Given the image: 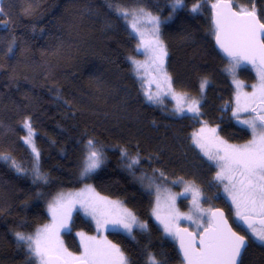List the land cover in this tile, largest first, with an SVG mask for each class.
Listing matches in <instances>:
<instances>
[{
    "label": "trees",
    "instance_id": "1",
    "mask_svg": "<svg viewBox=\"0 0 264 264\" xmlns=\"http://www.w3.org/2000/svg\"><path fill=\"white\" fill-rule=\"evenodd\" d=\"M216 2L183 0L173 11V0H0V20L9 22L8 27L0 24V156L25 169L18 172L0 159V264H33L15 233H34L49 221L48 200L53 195L85 184L123 201L147 230L133 231L135 239L123 231H97L95 222L78 212L72 232L64 235L69 251H82L78 232H102L126 254L129 264H146L148 253L161 264H182L177 243L164 235L152 213L154 197L140 177L176 192L183 183L174 182L194 183L210 206L227 203L214 179L217 168L192 141L204 122L224 141L251 139L250 131L232 115L236 91L225 71L228 58L213 35L211 5ZM232 3L238 10L254 7L264 22V0ZM196 5L199 10L192 12ZM117 8H143L161 18L160 35L174 87L201 100L199 119L176 114L169 98L162 103L147 100V88L133 67V59L143 53ZM238 75L249 85L256 80L245 65ZM203 79L209 83L201 97ZM25 121L35 131L46 183L33 182ZM88 140L103 148L105 162L81 179ZM180 205L188 209L187 200ZM242 264H264V245L250 241Z\"/></svg>",
    "mask_w": 264,
    "mask_h": 264
},
{
    "label": "snow or ice",
    "instance_id": "2",
    "mask_svg": "<svg viewBox=\"0 0 264 264\" xmlns=\"http://www.w3.org/2000/svg\"><path fill=\"white\" fill-rule=\"evenodd\" d=\"M182 6L183 0H173V11ZM211 7L214 10L213 35L218 47L228 58L225 71L231 74L237 88L236 106L232 115L247 127L252 138L246 144L231 145L220 139L216 128H208L204 122L205 127L193 134L192 141L218 169L214 179L223 187L226 198L233 206L234 219L246 227L255 242L264 245V23L257 19L254 7L251 11L244 7L235 11L232 0H217ZM115 10L121 17L131 19V28L139 33V47L150 53L152 63L162 77L167 89L164 95L171 94L177 101L176 114L191 113L193 118L199 119L201 100L190 97L187 93L173 92L172 78L164 69L167 51L159 35V17L143 8ZM198 10L199 5L191 9L192 12ZM3 15L4 9L0 7V16ZM141 17L151 25L148 37L137 26ZM0 24L9 26L7 20H0ZM14 45L15 40L9 46L8 53L12 52ZM243 64L252 65L258 74L259 85H252L251 93H242L241 82L236 79L237 70ZM208 83L207 79L201 81V97ZM157 89L156 95H147L149 101L160 102V84H157ZM241 112L252 115L240 119ZM25 127L28 128V136L24 141L33 153V166L30 170L33 182L46 183L47 179L39 167L40 153L33 142L34 133L28 121H25ZM0 159L8 161L18 172L25 171L8 156H0ZM104 162L103 148L97 147L95 141L88 140L81 162V179L90 176ZM136 162L138 161H133ZM131 166L130 163L128 167ZM159 175L164 176L162 172ZM174 183L184 185V192L179 195L191 194L195 216H181L175 209L176 197L166 188L163 189V194L168 211L162 216V189L151 182L148 187L154 189L156 198L152 213L163 226L165 234L178 241L184 264H242V253L248 247L246 237L232 230L222 211L201 208V192L194 183L183 180ZM77 208L95 222L97 231H123L132 236L133 228L147 230V225L138 221L119 201L100 196L90 185H85L76 193L60 192L48 205L51 223L38 228L31 235L15 233L18 245L26 247L33 264H129L124 252L117 245L106 239L98 240L96 237L86 236L82 232L77 233L82 247L79 255H74L64 247L60 233L71 232V214ZM180 219L190 221L195 226V231L181 229ZM132 238L135 239L134 236ZM146 264H161V261L148 253Z\"/></svg>",
    "mask_w": 264,
    "mask_h": 264
},
{
    "label": "rangeland",
    "instance_id": "3",
    "mask_svg": "<svg viewBox=\"0 0 264 264\" xmlns=\"http://www.w3.org/2000/svg\"><path fill=\"white\" fill-rule=\"evenodd\" d=\"M134 10V9H133ZM146 12H149L151 13L150 11L146 10ZM153 16H157L153 13H151ZM159 17V16H157ZM160 19V22H161V18L159 17ZM131 19H126V23H127V26L128 28L130 29V31L137 37L138 39V42H139V46H140V38H139V33L135 32L132 28H131ZM138 27H140L144 32H145V35L146 37H148L150 35V28H151V25H148L146 23V21L143 19V17L140 18V21L138 22L137 24ZM160 28V26H159ZM159 35H160V31H159ZM160 39L163 41V44L165 46V49L167 51V56L165 57V62H164V69L166 70L167 74L170 75L169 73V70H168V49H167V46L164 42V40L162 39L161 35H160ZM138 46V47H139ZM139 50L143 53V57L140 58V57H137L135 59H133V67H134V70L136 72V75L141 79L143 85L147 88L145 89V93H146V97L148 94H152V95H156L157 92H158V89H157V84H160V89H159V98H160V102H156V101H150V102H153V103H162V102H165V99L169 98L171 99L174 104H175V107H176V104H177V101L176 99L173 97V95L169 94V95H164V92L167 91V89L165 88L164 84H163V80H162V77L161 75L156 71V68L155 66L153 65L152 63V60H151V56H150V53H148L145 49L143 48H140L139 47ZM244 65V64H243ZM242 67V65L240 66ZM239 70V69H238ZM238 70H237V73H236V79L239 80L241 82V89L240 91L242 93H251L253 91V88H252V85H259V78H258V74H257V71L254 67L251 68V71L253 72V74L255 75V81L254 83L252 84H248L240 75H238ZM230 75V81H231V84L234 86L235 88V91L237 93V88H236V85L234 84L233 82V78L231 76V74L229 73ZM171 76V75H170ZM172 78V77H171ZM207 88V87H206ZM206 88L204 90V92L206 91ZM172 89H173V92L175 93H183L181 91H178L175 89L174 87V84H173V79H172ZM203 92V93H204ZM189 95V94H188ZM190 96V95H189ZM192 97V96H190ZM198 99V98H197ZM148 100V99H147ZM149 101V100H148ZM235 106H236V102L234 103L233 105V109L232 111L235 109ZM190 115L192 116L191 113H185L184 115ZM252 114L251 113H248V112H241L240 113V116H241V119H245V118H248L250 117ZM241 126L247 128L245 125L243 124H240ZM34 135L32 137L33 139V142L35 144V131L33 130V128L31 127ZM26 136H28V128H27V133H26ZM25 136V137H26ZM252 138V137H251ZM221 139V138H220ZM251 140V139H250ZM248 142V141H247ZM247 142H243V143H234V144H231V145H243V144H246ZM228 144H230L229 142H227ZM31 151V147L29 145H27ZM195 146V145H194ZM36 149L38 150L37 146L35 145ZM196 149L203 155L202 151L200 148H198L197 146H195ZM39 151V150H38ZM204 156V155H203ZM206 159L207 157L204 156ZM40 167V165H39ZM41 170V168H40ZM218 171V169H217ZM42 172V170H41ZM43 173V172H42ZM44 174V173H43ZM46 177V176H45ZM47 179V178H46ZM140 179L144 182V187H145V190L148 191V192H151L153 194V197H154V205H153V208L156 206L155 204V193H154V189H149L148 187V184L149 182H151L154 186H160V185H157L156 183H154L152 180H150L149 178L145 177V176H141ZM85 185H90L96 193H99L100 196L102 197H107L109 200H113V201H119L122 206L124 208H127L128 210H130L135 216L136 214L121 200L119 199H114V198H111V197H108V196H105L103 194H101L96 188L94 185L92 184H85ZM85 185L81 186V187H78L76 189H68V190H63V191H60V192H64V193H76V192H79L81 189H83L85 187ZM161 189H162V197H161V215L163 216L167 211H168V208H167V205H166V202H165V194H163V189H165L164 187L160 186ZM199 188V187H198ZM168 189V188H166ZM170 190L171 194H173L176 199H175V209L178 210V213L183 216V215H193L195 216L196 213L194 211V208H193V202H192V198H191V194H187V195H179L180 193H183L184 192V185L182 187V190L180 192H176L172 189H168ZM200 192H201V199H200V206L201 208L203 209H213L214 207L213 206H210V204H208V201H205V195H204V192L201 188H199ZM58 192V193H60ZM56 193L55 195H53L49 200H48V205L49 203L53 200V198L58 194ZM223 194L226 196V194L224 193L223 191ZM182 199H185L188 201V209H183L180 205V200ZM227 201H229L227 199ZM230 202V201H229ZM227 210L229 211V219L233 222V225L239 227L238 225L241 224L238 220H235L234 219V212H233V206L231 205L230 203V207H227ZM80 212L81 214H83L85 217L91 219L90 217L86 216L83 212L79 211V209L77 208V210L73 211L72 214H71V223H70V227L71 229L73 230V219H74V216L76 213ZM49 216H50V213H49ZM137 217V216H136ZM138 221H140L141 223H144L142 222L138 217H137ZM92 220V219H91ZM93 221V220H92ZM158 224L160 225L163 233L165 236H167L169 239L173 240L176 242V240L172 239L171 237H169L168 235L165 234L164 232V229H163V226L160 224V222L157 220ZM51 223V217L49 218V221L47 223H45L44 225L46 224H49ZM145 224V223H144ZM44 225L40 226L39 228L43 227ZM189 226L193 231H195V226L190 222V221H187V220H184V219H180L179 220V227L180 226ZM137 228H133V231H135ZM71 230V232H72ZM36 232V231H35ZM34 232V233H35ZM34 233H31V234H34ZM66 233H69V232H64L62 231L60 233V239L63 241V245L65 248H67L66 246V243H65V238H64V235ZM78 233H81V232H78ZM82 233H85V232H82ZM26 234V233H24ZM31 234H26V235H31ZM86 236H92V237H96L98 240L100 239H106L108 241H111L110 239H108L106 237V235H104V233H100V234H89V233H85ZM250 238H251V242L253 241L254 243H258V242H255L254 239L252 238V236L248 233V235ZM80 238V237H79ZM113 244L117 245L116 243H114L113 241H111ZM259 244V243H258ZM68 250V249H67ZM69 251V250H68ZM71 253H73L74 255H79L80 253H75L73 251H69ZM125 254V253H124ZM126 256V254H125ZM127 257V256H126ZM128 259V257H127Z\"/></svg>",
    "mask_w": 264,
    "mask_h": 264
},
{
    "label": "water",
    "instance_id": "4",
    "mask_svg": "<svg viewBox=\"0 0 264 264\" xmlns=\"http://www.w3.org/2000/svg\"><path fill=\"white\" fill-rule=\"evenodd\" d=\"M232 5H233V3H232ZM233 9H234L235 11H239L238 9L235 8L234 5H233ZM256 17H257V19H258L261 23H264V22L260 19L259 15H258L257 13H256ZM213 19H214V13H213ZM215 45H216V47L222 52V50L218 47V45H217V43H216V40H215ZM223 54H224V53H223ZM224 55H225V54H224ZM226 57H227V56H226ZM244 65L247 66V67H250V68L253 67V66L250 65V64H244ZM212 210H220V211H222V212L224 213V217H225V219L227 220V223L231 226L232 230L235 231V232H237L239 235L245 236V235H243L242 233H240L238 230L235 229L234 225H233L232 222L230 221V219H229V217H228V215H227V212L225 211L224 208H222V207H214ZM242 225H243V224H242ZM243 227L246 228L244 225H243ZM180 228H181V229H183V228H187L188 231H190V232L193 231L189 226H185V225L180 226ZM245 237H246V236H245ZM246 239H247V241H248V246H249L250 241H249V239H248L247 237H246ZM176 243H177L178 252H179V254H180V256H181V259H182V264H184L183 257H182V254H181V251H180V248H179L178 241H176ZM247 248H248V247H247ZM244 253H245V252L242 253L241 261H242V258H243Z\"/></svg>",
    "mask_w": 264,
    "mask_h": 264
},
{
    "label": "flooded vegetation",
    "instance_id": "5",
    "mask_svg": "<svg viewBox=\"0 0 264 264\" xmlns=\"http://www.w3.org/2000/svg\"><path fill=\"white\" fill-rule=\"evenodd\" d=\"M227 142V141H226ZM230 143V142H229ZM230 144H234V143H230ZM236 144V143H235ZM227 199V198H226ZM225 207H223L222 205L221 206H216V207H222V208H224L225 209V211L227 212V215H229V211L227 210V207H230V202L229 201H227V203H225V204H223ZM229 217V216H228ZM231 221V220H230ZM232 222V221H231ZM241 223V222H240ZM232 224H233V222H232ZM239 227H237L238 228V230H239V232L240 233H242L243 235H245L248 239H249V241H251V238L249 237V236H247L248 235V230L246 229V228H244L243 227V225H242V223L241 224H239L238 225ZM250 234V233H249Z\"/></svg>",
    "mask_w": 264,
    "mask_h": 264
}]
</instances>
